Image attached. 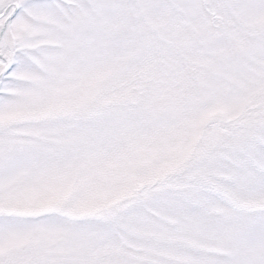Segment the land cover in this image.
Returning a JSON list of instances; mask_svg holds the SVG:
<instances>
[{
	"label": "snow or ice",
	"instance_id": "6c2138e0",
	"mask_svg": "<svg viewBox=\"0 0 264 264\" xmlns=\"http://www.w3.org/2000/svg\"><path fill=\"white\" fill-rule=\"evenodd\" d=\"M0 264H264V0H0Z\"/></svg>",
	"mask_w": 264,
	"mask_h": 264
}]
</instances>
